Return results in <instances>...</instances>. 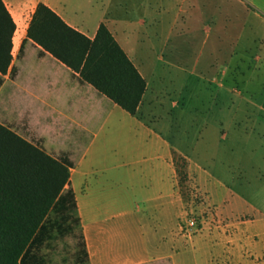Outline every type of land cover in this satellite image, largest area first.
I'll return each instance as SVG.
<instances>
[{
  "label": "crops",
  "instance_id": "obj_1",
  "mask_svg": "<svg viewBox=\"0 0 264 264\" xmlns=\"http://www.w3.org/2000/svg\"><path fill=\"white\" fill-rule=\"evenodd\" d=\"M3 2L16 23L13 56L42 3L90 39L104 23L146 80V93L137 115L132 116L31 40L25 43L33 55V61L26 65L27 97L33 104L42 105L47 120L57 122L58 132L68 136L66 146L54 148L43 135L46 146L58 154H76L75 159L64 156L73 164L71 186L91 264H144L172 257L179 217V150L173 135L163 133L154 116L142 119L138 115L150 99L152 83L147 78L152 69H147L144 43L152 41L150 51L161 43L158 17L166 4L181 14L189 0H148L140 17L129 16L127 6L117 0ZM133 39L141 42L137 57L129 43ZM258 60L261 65L248 68V91L238 92L241 98L235 106L233 124L227 138L221 139L226 151L230 150L229 142L242 147L244 157L238 159L232 173L239 183L222 182L215 192L225 217L235 219L241 238L249 236V241L257 235V243L264 249V54ZM9 74L11 69L0 76L5 79ZM41 147L49 153L44 143ZM199 171L193 173L209 191ZM135 221L140 226L138 238L130 236ZM133 242L135 246L128 247Z\"/></svg>",
  "mask_w": 264,
  "mask_h": 264
},
{
  "label": "rangeland",
  "instance_id": "obj_2",
  "mask_svg": "<svg viewBox=\"0 0 264 264\" xmlns=\"http://www.w3.org/2000/svg\"><path fill=\"white\" fill-rule=\"evenodd\" d=\"M117 1L127 6L131 17H140L148 4V0ZM166 6L158 17L161 43L152 51L148 49L152 41L144 43L147 69H152L147 76L152 82L151 100L144 103L138 117L154 116L162 132L172 134L178 146L177 242L172 257L144 264H264V249L257 243L260 238L253 235L250 242L249 236L241 238L235 219L225 217L215 192L222 182L239 183L232 173L235 163L244 157L242 147L229 142L230 150L226 151L221 139L233 124L235 106L241 98L238 92L248 91V68L261 65L264 0H189L181 14L174 6ZM129 43L137 57L141 42L133 39ZM27 48L25 44L22 52L21 48L14 52L16 72L5 79L0 76V123L39 146L44 143L55 157L72 155L75 159L76 154H58L46 146L43 135L54 148L66 146L68 136L58 132L57 122L47 120L42 105L33 104L27 97L26 65L33 61ZM198 168L209 191L193 173ZM130 230V236L138 238L140 226L136 221ZM79 235L80 228L75 227L74 235L58 238L44 249L48 264H91L78 260Z\"/></svg>",
  "mask_w": 264,
  "mask_h": 264
},
{
  "label": "trees",
  "instance_id": "obj_3",
  "mask_svg": "<svg viewBox=\"0 0 264 264\" xmlns=\"http://www.w3.org/2000/svg\"><path fill=\"white\" fill-rule=\"evenodd\" d=\"M16 23L0 0V75L16 72ZM41 47L121 109L136 116L147 82L102 23L94 39L70 27L45 4L32 15L27 41ZM2 81H0V86ZM72 162L0 123V264H48L43 253L53 241L80 228L79 262H90L71 186Z\"/></svg>",
  "mask_w": 264,
  "mask_h": 264
},
{
  "label": "built area",
  "instance_id": "obj_4",
  "mask_svg": "<svg viewBox=\"0 0 264 264\" xmlns=\"http://www.w3.org/2000/svg\"><path fill=\"white\" fill-rule=\"evenodd\" d=\"M195 226L194 222H191L189 227L193 229V227Z\"/></svg>",
  "mask_w": 264,
  "mask_h": 264
}]
</instances>
